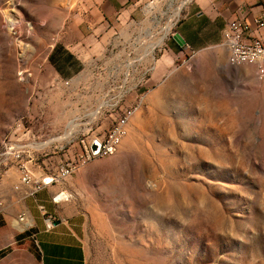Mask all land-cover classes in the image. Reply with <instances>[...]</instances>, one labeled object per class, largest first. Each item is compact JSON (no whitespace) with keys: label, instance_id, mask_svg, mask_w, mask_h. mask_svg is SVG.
<instances>
[{"label":"rangeland","instance_id":"rangeland-1","mask_svg":"<svg viewBox=\"0 0 264 264\" xmlns=\"http://www.w3.org/2000/svg\"><path fill=\"white\" fill-rule=\"evenodd\" d=\"M187 1L145 0L148 23L127 41L116 36L114 53L92 64L100 77L70 92L47 56L84 12L81 0H0V154L21 121L27 134L18 139L38 149L33 165L73 159L80 138H102L143 97L117 152L63 183L85 217L86 264H264V85L254 66L232 80L210 59L189 70L177 62L158 90L137 91L153 61L142 53L156 43L158 56ZM12 192H22L18 183L0 186V209ZM6 232L0 226V240ZM2 246L0 264H28L12 259L20 251L13 239Z\"/></svg>","mask_w":264,"mask_h":264},{"label":"crops","instance_id":"crops-1","mask_svg":"<svg viewBox=\"0 0 264 264\" xmlns=\"http://www.w3.org/2000/svg\"><path fill=\"white\" fill-rule=\"evenodd\" d=\"M144 2L145 0H81L79 6L83 7L84 12L70 22L62 38H58L47 56L48 59L51 58L50 69L55 73L54 80L58 87L64 84L68 91L73 92L80 87L86 88L91 74L100 77L102 73L95 72L98 69L93 68L92 64L103 61L106 55L114 53L112 49L118 44L117 37L127 41L135 32L139 34V24L148 23L143 10ZM178 9L180 8L174 12L175 18ZM181 9L180 18L171 32L166 34L167 38L158 56L153 58L152 55L157 47L156 43L150 46L149 51L142 53V57L147 54L153 59L148 75H144V69L139 73L141 77L137 80V91L140 90L143 94L158 90L177 71V62L189 70L193 60L197 59H210L219 69L232 71V80H239L240 75L235 73L239 67L228 64L223 34L228 23L236 19L252 26L253 21L264 12V0H190L184 6L182 4ZM143 27L145 36H155L153 26L143 24ZM250 37L264 40V33L253 30ZM115 54L123 56L122 53ZM224 76L229 78L228 73H224ZM250 76L251 72L245 79ZM64 160L56 157L51 166L47 161L41 160L34 165L32 163V170L36 174L53 173ZM36 165L37 168L34 169L33 166ZM1 176L2 190L5 186L11 187L18 183L15 165L6 171L5 179ZM62 190L67 191L63 183L49 187L34 197L24 198L22 192L10 193L6 209H0V226L7 230L0 245H6L13 239L20 247L13 260L23 259L28 264H86L83 246L84 214L72 201L59 205L50 202V196ZM40 207L56 218L50 232L44 229ZM21 213L28 215L33 228L25 233L12 235L9 222ZM3 247H0L1 256L4 255Z\"/></svg>","mask_w":264,"mask_h":264},{"label":"built area","instance_id":"built-area-1","mask_svg":"<svg viewBox=\"0 0 264 264\" xmlns=\"http://www.w3.org/2000/svg\"><path fill=\"white\" fill-rule=\"evenodd\" d=\"M253 30L264 33V12L253 21L252 26L239 19L229 22L228 28L223 34V41L228 51V64L231 67L243 66L245 65V58H252L255 78L258 83L264 85V40L251 38ZM127 93L129 90L126 91ZM142 100V96L136 97L132 105L124 108L121 115L112 123L102 138L97 136L80 138L75 157L59 164L56 171L51 174L33 172L32 162L38 149L34 150L30 145L24 144L18 139L27 134L20 121L16 130L7 138V145H4L0 154V168H4L8 164L15 165L18 173V185L24 198L34 197L49 187L62 184L91 161L114 155L117 152L123 139L127 136L130 120L142 106ZM101 109L102 107L98 108L94 114H98ZM94 141L99 144L97 154H93L91 151ZM70 199L71 195L63 190L50 196V202L53 205L68 203ZM39 211L45 231L50 232L54 228L56 218L48 214L42 207L39 208ZM32 228V220L25 213L19 214L13 221V229L18 233L28 232Z\"/></svg>","mask_w":264,"mask_h":264},{"label":"water","instance_id":"water-1","mask_svg":"<svg viewBox=\"0 0 264 264\" xmlns=\"http://www.w3.org/2000/svg\"><path fill=\"white\" fill-rule=\"evenodd\" d=\"M91 151L93 154H97L99 151V144L97 141H94L92 146H91Z\"/></svg>","mask_w":264,"mask_h":264},{"label":"bare ground","instance_id":"bare-ground-1","mask_svg":"<svg viewBox=\"0 0 264 264\" xmlns=\"http://www.w3.org/2000/svg\"><path fill=\"white\" fill-rule=\"evenodd\" d=\"M245 64H252V58H245ZM236 67H240V66H236ZM111 156H113V155H111ZM107 157H110V156H107Z\"/></svg>","mask_w":264,"mask_h":264},{"label":"trees","instance_id":"trees-1","mask_svg":"<svg viewBox=\"0 0 264 264\" xmlns=\"http://www.w3.org/2000/svg\"><path fill=\"white\" fill-rule=\"evenodd\" d=\"M1 256V255H0Z\"/></svg>","mask_w":264,"mask_h":264}]
</instances>
